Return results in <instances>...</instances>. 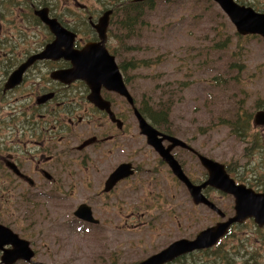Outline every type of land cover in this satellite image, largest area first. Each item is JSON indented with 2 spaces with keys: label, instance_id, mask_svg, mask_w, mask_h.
I'll return each mask as SVG.
<instances>
[{
  "label": "flooded vegetation",
  "instance_id": "af4514ba",
  "mask_svg": "<svg viewBox=\"0 0 264 264\" xmlns=\"http://www.w3.org/2000/svg\"><path fill=\"white\" fill-rule=\"evenodd\" d=\"M120 10L114 1L109 8L95 9L83 0H0V223L9 228L12 224L35 256V237L54 239L48 253L61 247L63 254H77L84 245L74 239L86 236L93 239L97 264H141L173 242L195 240L213 226L195 236L177 237L137 263H127L133 234L162 228L170 214L177 217L179 206L172 203L176 199L200 208L215 224L232 218L236 198L223 180L209 183L211 171L201 155L223 163L236 184L264 192L256 189L260 183L252 182L257 178L240 179L238 165L220 159L212 142L198 144L178 136L166 118L149 117L147 105L134 97L126 81L130 60L118 59L119 51L111 47ZM108 11L104 45L116 55L119 67L122 62L126 67L120 70L134 104L105 84L96 103L85 72H68L74 67L72 53L101 45L96 25ZM44 17L56 19L64 33L50 55L47 47L57 35ZM136 109L154 130L142 129ZM173 160L216 209L207 202L197 203ZM248 222L254 224V218L240 225ZM2 254L0 250V259ZM35 256L32 262L20 259L15 264H49Z\"/></svg>",
  "mask_w": 264,
  "mask_h": 264
},
{
  "label": "rangeland",
  "instance_id": "374dc122",
  "mask_svg": "<svg viewBox=\"0 0 264 264\" xmlns=\"http://www.w3.org/2000/svg\"><path fill=\"white\" fill-rule=\"evenodd\" d=\"M83 1L95 9L109 8L111 1L121 6L111 47L119 51L118 59L130 60L126 81L134 97L147 105L149 117L166 118L178 136L198 144L212 142L220 159L238 165L240 179L242 175L247 180L257 178L252 182L260 183L256 189L264 191V150L255 148L251 156L244 155L248 145L243 136L234 133L238 103L253 116L264 108V36L240 35L213 0H153L140 5L131 4L132 0ZM239 2L264 12V0ZM130 10H137V16L130 17ZM123 22L126 28L120 26ZM241 65L238 75L237 66ZM218 74L226 81L215 85L213 77ZM254 130L262 133L258 145L262 142L264 147V129ZM172 203L178 204L179 215L165 216L160 229L145 228L133 234L127 263L146 258L177 237L195 236L215 224L204 218L200 208L192 209L189 201L176 199ZM10 227L15 230L12 224ZM35 240L36 261L97 264L90 237L74 239L84 245L77 254H63L61 247L48 253L54 239L38 236ZM75 259L79 260L70 261ZM174 264H264V229L257 223H236L221 245L185 255Z\"/></svg>",
  "mask_w": 264,
  "mask_h": 264
},
{
  "label": "water",
  "instance_id": "95a60500",
  "mask_svg": "<svg viewBox=\"0 0 264 264\" xmlns=\"http://www.w3.org/2000/svg\"><path fill=\"white\" fill-rule=\"evenodd\" d=\"M214 1L226 13L240 35L264 36V12H260L252 6L241 4L237 0ZM110 12L111 11L106 12L96 25L102 39L101 45L90 44L83 50L72 53L70 58L73 61L74 67L68 72L71 71L70 73H73L74 75H78V73H82L83 71L85 72V79L93 88V100L96 103H98L99 89L102 84H105L108 88L117 90L119 93L127 96L129 101L134 104V98L128 92V89L124 84L115 56L111 55L104 45L107 39L106 33L109 24ZM44 20L49 22L52 30H54L57 35L55 42L47 47L46 54L50 55L53 53L54 44H58L64 39V33L62 34L61 29L63 28L56 19L48 20L44 17ZM82 64L84 65V68L81 67ZM136 112L140 118L142 129L147 132L148 130H154V128L144 119V117H142L137 109ZM254 125L264 126V109H260L255 112ZM177 142L183 146L189 147L183 140L179 139ZM200 158L203 165L211 171L212 177L209 179V183H213L214 180H223L226 189L230 193L234 194L236 198L235 216L227 221L218 222L217 224L201 231L195 240L181 239L173 242L164 250L144 260L141 264H165L166 262L172 261L176 257L188 252L213 247L220 241V239L227 235L230 226L234 222H243L248 218L254 217L255 222L259 226H264V193H256L244 185H236L234 181L230 180L228 175L225 173L223 163L203 155H201ZM174 167L176 172L179 174V177L182 176L181 179L188 185V188L197 203L207 202L212 208H217L216 205L208 202L198 189L195 190V186L189 181L177 161H174ZM6 245H12V247L8 249ZM0 250L3 251V254L1 255V263L3 264H15L19 259L29 261L34 255V252L28 246L27 241L20 239L11 228L1 223Z\"/></svg>",
  "mask_w": 264,
  "mask_h": 264
},
{
  "label": "trees",
  "instance_id": "16d2710c",
  "mask_svg": "<svg viewBox=\"0 0 264 264\" xmlns=\"http://www.w3.org/2000/svg\"><path fill=\"white\" fill-rule=\"evenodd\" d=\"M137 14H138V11L134 10V11H132L131 17H133V16L135 17V16H137ZM121 26L124 27V28L127 27L125 23L121 24ZM222 46H223L222 43H218L217 44L218 48H222ZM242 67H243V65L237 66L238 75L242 71ZM121 68L125 69L126 67L122 66ZM233 78L236 79L235 77H233ZM213 80H215V85L222 84L223 82L226 81V79L223 77L222 74H218V75L214 76ZM171 96L172 95H169V98ZM160 100H162V96H161ZM164 117H167L166 114H165ZM252 118H253L252 113L248 114L245 111L244 104H239L238 103V109H237V115H236V119H237L236 123H238L237 124V126H238L237 128L238 129L234 133L237 136H243L244 137L243 140H245L246 144L248 145L243 150V154L246 155V156H249V155L251 156L254 153V149L255 148H259V149H261V151L264 150L262 142H261L260 145H258V140L261 141L263 135L259 131H255L254 130L255 127L252 124V121H253ZM248 142H250V143H248ZM221 243H223V242H220L219 245H221ZM219 245H217V246H219Z\"/></svg>",
  "mask_w": 264,
  "mask_h": 264
}]
</instances>
